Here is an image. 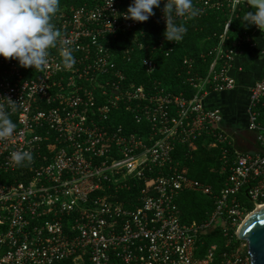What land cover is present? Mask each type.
Instances as JSON below:
<instances>
[{"label":"built area","instance_id":"1","mask_svg":"<svg viewBox=\"0 0 264 264\" xmlns=\"http://www.w3.org/2000/svg\"><path fill=\"white\" fill-rule=\"evenodd\" d=\"M80 1L55 15L62 35L46 69L0 57V108L16 125L0 138V264H250L247 244L236 234L264 205V74L247 98L244 132L253 149H242V132L226 129L222 112L204 102L235 88L229 71L245 47L264 54V31L255 25L231 37L248 4L193 0L201 14L191 19L218 12L223 27L205 39L214 41L201 45L198 62L184 57L176 76L189 92L175 94L153 78L154 55L168 57L181 42L163 36V0L145 22L121 15L131 0ZM148 21L160 33L146 46L138 27ZM116 39L129 44L113 51L108 42ZM63 47L73 50L71 69L57 67ZM139 71L147 81L134 86L131 73ZM196 144L219 148L217 193L183 165ZM179 147L185 153L175 159ZM14 151H30L33 160L18 166ZM184 192L211 200L201 222L179 219ZM215 233L221 242L205 245Z\"/></svg>","mask_w":264,"mask_h":264},{"label":"clouds","instance_id":"2","mask_svg":"<svg viewBox=\"0 0 264 264\" xmlns=\"http://www.w3.org/2000/svg\"><path fill=\"white\" fill-rule=\"evenodd\" d=\"M111 3L109 0V6ZM161 3L162 0H131L121 15L135 22H145ZM246 3L249 10L244 14V22L259 30L264 29V0H246ZM59 5L60 0H0V57L12 58L24 68L46 69L50 49L56 48L62 35L53 23ZM162 12L165 21L163 36L166 41L174 43L182 41L187 32L184 24L177 23L178 18H195L201 14V9L194 7L193 0H163ZM59 55L61 62L57 67L71 69L75 63L73 50L63 47ZM9 102L15 111L16 103ZM15 127L9 113L0 108V138L10 137ZM11 159L16 165L24 166L33 160V156L30 151H14Z\"/></svg>","mask_w":264,"mask_h":264},{"label":"trees","instance_id":"3","mask_svg":"<svg viewBox=\"0 0 264 264\" xmlns=\"http://www.w3.org/2000/svg\"><path fill=\"white\" fill-rule=\"evenodd\" d=\"M82 2L80 0H60L59 9L62 7H76L80 6ZM249 8L243 9L237 18L234 20L232 25L233 32L231 33V37L236 36L239 33L244 31L251 32L250 25L247 22H244L243 17L246 11ZM223 23V15L218 12L209 13L206 16L201 17L200 19H191L187 25V32L184 34L183 40L177 44L172 50L171 54L168 57L164 55L156 54L154 55V60L156 62V70L153 75V78L156 79L160 86L163 88H167L175 94H178L181 91H188L189 89L183 83L181 79L176 76V73L181 70V62L184 57L193 56L196 58V62H198L197 55L201 50V45H210L213 41H206L205 39L210 37L212 39L213 34L219 35L222 31ZM138 30H143L145 33V38H141L140 41L148 46L150 42H154L160 30L158 29L157 22L148 21L147 24L141 25L138 27ZM149 30V31H148ZM110 48L113 51H120L119 46L127 45V43H123L121 39H116L113 42H108ZM258 49V48H257ZM256 49H248L244 48V55L254 53L253 51ZM122 52L119 53V56ZM142 57L147 56V52L142 51ZM120 59V58H119ZM138 63L131 65V69L137 67ZM207 64L201 67L205 69ZM130 68V66L128 67ZM139 68V67H138ZM132 76V84L134 86L142 85L147 81V77L143 75L141 71L137 74L131 73ZM185 153V149L177 148L173 154L175 159H182ZM219 156V148H213L206 150L202 148L199 144H196L191 158L190 159H182L183 165L187 168L188 176L194 180L210 184L213 188L214 193H217L219 187L218 182L221 180V175L219 173L220 163L218 160ZM123 193L121 197H124ZM178 207V216L179 219L184 223L191 222H201L204 220L208 214L212 210V202L209 198L205 196H201L199 194L193 192H184L179 195L177 200ZM214 240L219 239V235L215 233L214 237H208L204 239L205 245H209ZM216 255H219V251H217ZM216 256V257H217Z\"/></svg>","mask_w":264,"mask_h":264},{"label":"crops","instance_id":"4","mask_svg":"<svg viewBox=\"0 0 264 264\" xmlns=\"http://www.w3.org/2000/svg\"><path fill=\"white\" fill-rule=\"evenodd\" d=\"M253 52L237 59L232 65L229 76L235 80V88L227 92L209 94L204 101L208 106L217 107L222 112L226 129L242 132L238 143L244 150L254 148L252 138L244 132L247 88H250L253 82L264 74V54L261 53L260 48Z\"/></svg>","mask_w":264,"mask_h":264},{"label":"water","instance_id":"5","mask_svg":"<svg viewBox=\"0 0 264 264\" xmlns=\"http://www.w3.org/2000/svg\"><path fill=\"white\" fill-rule=\"evenodd\" d=\"M236 236L247 244L250 264H264V209L251 213L239 227Z\"/></svg>","mask_w":264,"mask_h":264},{"label":"bare ground","instance_id":"6","mask_svg":"<svg viewBox=\"0 0 264 264\" xmlns=\"http://www.w3.org/2000/svg\"><path fill=\"white\" fill-rule=\"evenodd\" d=\"M262 209H264V205L257 207L253 212H257V211H260V210H262ZM253 212H251V213H253ZM251 213H250V214H251ZM250 214H249V215H250ZM249 215H248V216H249Z\"/></svg>","mask_w":264,"mask_h":264},{"label":"flooded vegetation","instance_id":"7","mask_svg":"<svg viewBox=\"0 0 264 264\" xmlns=\"http://www.w3.org/2000/svg\"><path fill=\"white\" fill-rule=\"evenodd\" d=\"M247 98H248V93H249V88H247ZM247 98L245 99L246 101H245V104H246V106H245V114H246V107H247Z\"/></svg>","mask_w":264,"mask_h":264}]
</instances>
